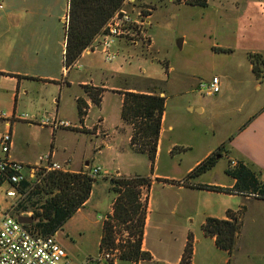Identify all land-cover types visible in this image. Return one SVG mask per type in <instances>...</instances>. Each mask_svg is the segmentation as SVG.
<instances>
[{
	"label": "rangeland",
	"instance_id": "374dc122",
	"mask_svg": "<svg viewBox=\"0 0 264 264\" xmlns=\"http://www.w3.org/2000/svg\"><path fill=\"white\" fill-rule=\"evenodd\" d=\"M186 3L187 0H130L125 6L126 10L133 9L150 14L147 32L151 47H123L118 57L111 63L104 62L99 54L85 56L78 61L81 68L73 70L74 73H84L92 61H95L93 66L97 68L121 66L123 72L131 76H115L107 81L108 86L117 88L118 93H123L125 88L145 91L151 88H164L165 105L162 115L163 131L160 135L161 152L155 155L151 166L146 153L135 152L129 145L130 128L120 119L119 94L103 93L100 106L91 105L83 123L79 121L76 101H73L74 94L79 88L74 86L63 96L58 119L66 121L69 128H59L61 130L58 133L60 142L58 155L67 159L65 168L79 170L86 162L88 168H102L99 176L94 178L95 182L87 205L67 220L62 229L53 236L66 253L69 264H111L104 260L98 261V256L101 224L114 198L109 179L115 176L116 171L120 176H142L151 180L155 173L184 178L186 170L195 167V163L203 161L210 152L215 153L222 145L228 151L227 139L236 134L246 120L264 106V70L257 79L249 72L248 63L239 50L231 54L232 51L219 52L216 49L232 46L231 37L235 38L234 29L239 30L242 27L228 24L229 18L226 12L217 6V0H207L205 7L186 5ZM50 4L56 10L53 17L58 14L60 18L63 14L64 1L50 0ZM0 6V70L1 68L10 71L21 70L26 76H36L34 75L36 66L34 67V64L32 66L29 59L27 61L24 58L13 57L16 54L11 57L4 55L6 35L2 25L9 7L5 0H0ZM17 17L26 19L28 15L22 9ZM51 22L56 25L50 37L51 60L55 68L53 76L60 80L61 73L56 70L61 64L64 65V52L61 56L60 46L64 25L56 19H51ZM229 31H232L231 37L228 36ZM213 76L219 79V93L206 96L198 92L197 84L206 82ZM150 79L161 81V84L144 82ZM26 80L27 85L37 86L35 82L31 84L32 79L26 78ZM256 84L260 86L258 92L254 89ZM10 87L11 84L0 78V111L2 112H6V107L11 102L10 97L7 96L10 94L8 91ZM54 89L47 87L44 88V92L48 95L54 94L56 98ZM18 107L20 112L18 114L49 117L55 105L50 102L43 103L39 113L29 111L26 104H19ZM188 108H192V111L189 112ZM198 109L201 112H198ZM100 118H104L107 138L101 133L94 136L89 131L77 133L72 130L73 127H86L94 131L93 127L98 124ZM34 126L36 125H31L30 130L18 126L20 138L18 142L20 147L28 146L30 160L33 159L34 154H39V148L40 150L48 148L47 131H39ZM168 126L172 130H166ZM102 141L109 143L110 147L107 148ZM170 146H174L171 155L167 153ZM218 153L222 156L217 155L214 166L200 174L193 182L215 185L230 183L231 179L225 174V170L231 164L230 159L233 157L229 156L230 152ZM154 183L156 184L152 187ZM154 183H151L146 194L147 200L151 202L152 211L148 212L146 207L145 217L149 216L150 224L146 223L144 226L143 231L146 235L143 238L148 246L154 243L157 236L153 230L155 211L157 212L159 207L165 211L168 208V199L177 193L175 189L162 188L163 182ZM168 184L177 186L176 183L169 181ZM11 189L13 188L7 181L0 180V207L9 208L17 201L16 197H6V191ZM164 194H166L164 196L166 207L163 204L156 208V205H159L157 204L159 195ZM204 198L211 204L227 201L224 197L213 193H205ZM235 202L237 200L233 199L229 203ZM28 217H31V213ZM179 217L174 220L169 218L167 225L159 234L165 247L156 249V252L170 262H173L182 251L184 236L190 233L194 241L202 236L203 217L200 212L194 211L188 219ZM115 241L119 243V236H116ZM114 263L131 264L118 260Z\"/></svg>",
	"mask_w": 264,
	"mask_h": 264
},
{
	"label": "crops",
	"instance_id": "0c3cea01",
	"mask_svg": "<svg viewBox=\"0 0 264 264\" xmlns=\"http://www.w3.org/2000/svg\"><path fill=\"white\" fill-rule=\"evenodd\" d=\"M5 1L8 4L9 10L7 12V16L4 17L2 25L3 31L6 35L4 48L5 52L3 53L6 57H11L13 54H16L13 57L19 59L24 58L27 61L29 59V62L32 63L31 65L33 66L34 64V67L36 66V74H34L36 76H26L25 74H22L23 72H21V70L10 71L1 68L0 78L3 81L6 80L8 84H11L10 90H8L10 94H7V96L10 97L11 102L6 107V114L12 115L20 113L18 107L19 104H26V108L29 111L32 113H39L42 109V104L50 102L55 105V108L52 109V115L49 117L58 118L61 100L63 99V96H65L66 92L72 90L74 86H77L79 89H77L76 93L74 94L73 101L75 102L78 98H81L85 101L88 108L91 107L92 104L83 93L82 87L85 85L104 89L105 91L103 93L110 92L112 94H119L121 99V95L118 93L119 90L114 86L107 85V81L111 80L115 76H131L125 74L121 66L97 68L96 66H93V62L95 61H92L91 65L86 68L84 73H74L75 71L73 70H78L81 68L80 64L78 63L81 58L95 54L82 55L69 69H66L65 66L61 64L59 66L60 68L56 70L57 72L61 73L60 80L53 76V71L55 68L52 66L51 60L52 46L50 44V37L53 27H56V25H53L51 19H56L57 22H63V24L66 22L67 0H63L64 8L62 9L63 14L60 18H58V14L53 17L56 14V10H54V6L50 4V0ZM216 4L221 10L226 12V16L229 18V25L232 24L233 26L242 27L239 30L236 28L234 29L235 38L231 37L232 31L228 32V36L231 37L233 41L232 46H228L226 48L217 47L216 49L232 51V53L230 52L231 54H234L235 51L239 50L241 55L244 56L248 63L249 72L253 74L252 65L249 62L247 55L257 54L264 62V0H217ZM22 9L27 12L28 17L26 19L17 17L18 12ZM237 43H241L242 46L241 44L237 46ZM64 44L65 29L60 42L61 56L64 52ZM123 47L126 48V46L120 44L116 47V49L120 52V49ZM170 70L171 69L169 68L168 71ZM26 78L29 80L32 79L30 80L32 81L31 84L36 83L37 86L35 87L34 85H27ZM47 87L55 88L54 90L56 93V98L54 94H45L46 92H44V88ZM126 89L127 88L123 89V91H126ZM254 89L258 92L260 90V86L256 84ZM141 93H145V90H142ZM160 96H163V93L160 94ZM188 111L191 112L192 108H188ZM197 111L201 112L200 109ZM84 119L82 123L84 122ZM98 123V128L94 129V131H91L86 127H73L72 130L76 131L77 133H80L81 130L89 131V133H92L94 136H98L101 133L104 135V138H107L106 129L104 128V118H100ZM18 126H23L24 128H27V130L32 128L31 125H27L24 122L14 121L8 129L5 125V122L0 120L1 134L7 132L8 130L11 134V148L9 150V156L11 159L24 164H34L39 156L50 153L54 162L66 166L67 159L65 160V158H60L58 155L60 144L58 133L61 129L52 130L48 127H40L37 125V127L34 126V128H38L37 130L39 131H47V136L49 137L48 148H44L43 150H40L39 148V154H34L33 159L30 160V150L28 149V146L20 147L18 142V139H20L18 137ZM166 130L169 131L172 130V128L168 126ZM162 131L163 122L161 118L159 139L156 151V154L158 155L161 152L160 135ZM227 141L229 150L227 151L226 147L224 146L222 152L224 154H227L228 152L231 153L229 156L232 155L233 157V159H230V162L233 163L232 166H234L236 162H242L257 174L260 181L264 182V106L259 111L255 112L250 118H248L246 122L240 127L238 132H236V134L233 136H230ZM103 142L107 148L110 147L109 143L102 141V143ZM173 147L174 146H170L167 149V153L169 155H171ZM211 153L212 152H210L208 155ZM198 163L199 162L195 163V165ZM193 168L194 167L188 168L184 177ZM89 169L88 163L86 162L83 168L79 170L85 171ZM100 169L102 171V168ZM79 170L67 171L77 172ZM118 175L119 174L116 171L115 176ZM156 179L179 182L183 179V177L176 178L175 176L160 175L155 173L153 175L154 181L152 180V184L156 181ZM155 184L156 183H154L152 187ZM233 184V179H231L230 183L227 185L203 184L193 182V180H189L187 185L177 184L175 187L169 184H161L162 188H167L168 190L175 189L177 193L174 195V197L169 198L170 200L168 199V208H166L165 211L161 210L159 206L164 204L166 207V200L164 197L166 194L159 195L157 201V204L159 205H156V208L159 207V209L157 208V212L155 211V219L153 223V230L155 235H157L156 239L151 246H148L145 243L144 238L141 244V249L143 251H147L151 255V260L139 261L137 264H179L182 251L176 256L173 262H170L165 257L159 256L156 252V249L165 247L162 244L163 242L159 237V234L163 227L167 225L169 218L174 220V218L180 216L179 218L185 217L188 219L190 215L196 211L202 214L203 223L204 219L206 218L226 219L227 211L237 212L240 207H243L242 215L240 216V230L237 236L235 250L232 257L229 258L224 251H221L215 247L214 238H207L202 234L200 238H196L195 241L193 240L191 264H264V200H259L250 196H237L211 192L192 187L193 185H207L221 188H231ZM205 193L217 194L218 196H222L227 199V201L211 204L205 200ZM233 199H236L237 202L229 203L230 200ZM112 201L106 215L110 214L111 212ZM87 202L85 203L84 207L87 205ZM170 206L171 209H169ZM9 208L0 207V217L6 212H10ZM147 208L148 212H152L150 200H147ZM81 209L76 213L80 212ZM29 214V212H26L20 216H29ZM146 223L147 225L150 224L149 216L145 217L144 226H146ZM187 231L188 230H186V232ZM144 235H146V232H143V237ZM186 238L187 235L183 238L182 250L185 246Z\"/></svg>",
	"mask_w": 264,
	"mask_h": 264
},
{
	"label": "trees",
	"instance_id": "16d2710c",
	"mask_svg": "<svg viewBox=\"0 0 264 264\" xmlns=\"http://www.w3.org/2000/svg\"><path fill=\"white\" fill-rule=\"evenodd\" d=\"M124 1L67 0V18L63 24L65 29L63 57L66 69L77 62L81 53L91 45L93 39L122 7ZM186 5L205 7L207 3L206 0H187ZM217 51L229 52L222 49H217ZM247 58L252 65V73L259 79L264 70V62L257 54H248ZM144 82L161 84V81L152 79ZM82 90L92 105L100 106L104 89L85 85ZM163 90L164 88L158 87L141 93L142 90L127 88L126 91L120 93V119L130 128L129 145L135 152L146 153L151 166L157 151L161 118L164 112L165 98L160 96ZM76 105L79 121L82 123L88 106L81 98L76 100ZM81 132L88 131L81 130ZM223 148V145L220 146L215 153H211L198 163L181 182L187 185L189 180H195L200 174L210 170L216 162L217 155L222 156L218 152H222ZM225 174L234 180L231 188L207 185H193L192 187L264 200V182L259 180L250 167L242 162H236L234 166L231 167V164L228 166ZM156 181L168 184V180L156 179ZM94 182V178L89 177L87 171L84 170L47 173L40 183L29 191L26 200L12 210L11 217L15 218L30 212L34 221L28 227L43 236H54L67 220L84 207ZM169 182L179 184L180 181ZM109 183L114 198L111 212L106 215L101 224L99 255L116 250L118 261L137 264L139 261L151 260V255L141 249V244L147 207L146 194L152 180L142 176L118 175L111 177ZM21 186L25 188L27 184L23 183ZM242 211L243 207H240L237 212L227 211L226 219L206 218L201 224L203 236L214 238L215 247L224 251L229 258L235 250ZM124 234H126L125 237ZM116 236H119V243L115 241ZM192 249L193 238L188 233L179 264H191ZM110 263L114 264V262Z\"/></svg>",
	"mask_w": 264,
	"mask_h": 264
},
{
	"label": "built area",
	"instance_id": "2783aa9c",
	"mask_svg": "<svg viewBox=\"0 0 264 264\" xmlns=\"http://www.w3.org/2000/svg\"><path fill=\"white\" fill-rule=\"evenodd\" d=\"M128 2L130 0L124 1L122 7L109 19L80 57L98 53L104 62L111 63L119 55L116 47L120 44L131 48L150 47L151 40L147 32L150 15L133 9L126 10L125 6ZM196 89L206 96H214L220 91L219 79L213 76L206 82H199ZM0 120L5 122L8 129L14 121L48 127L52 130L69 128L66 121L40 115H8L0 111ZM98 124L93 129L98 128ZM10 148L11 134L8 130L0 135V178L13 188L6 191V197H16L17 201L10 205V212L0 217V264H69L66 253L53 236H43L28 225L17 223L16 219L11 217L12 210L23 202L29 191L38 185L47 173L67 172L66 166L54 162L50 153L39 156L34 164H24L10 158ZM100 173L99 167L87 171L91 178L99 176ZM23 183L27 184L25 188L21 186ZM179 185L184 183L180 181ZM117 254L116 250L105 252L98 256V261L115 262Z\"/></svg>",
	"mask_w": 264,
	"mask_h": 264
},
{
	"label": "water",
	"instance_id": "95a60500",
	"mask_svg": "<svg viewBox=\"0 0 264 264\" xmlns=\"http://www.w3.org/2000/svg\"><path fill=\"white\" fill-rule=\"evenodd\" d=\"M33 221H34V219L32 217H28V216L16 217V222L21 224V225H30Z\"/></svg>",
	"mask_w": 264,
	"mask_h": 264
}]
</instances>
